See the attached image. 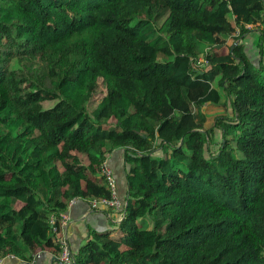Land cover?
<instances>
[{
	"label": "trees",
	"instance_id": "obj_1",
	"mask_svg": "<svg viewBox=\"0 0 264 264\" xmlns=\"http://www.w3.org/2000/svg\"><path fill=\"white\" fill-rule=\"evenodd\" d=\"M0 11V258L33 264L51 216L109 198L121 151L122 216L70 264H264L262 0Z\"/></svg>",
	"mask_w": 264,
	"mask_h": 264
},
{
	"label": "crops",
	"instance_id": "obj_2",
	"mask_svg": "<svg viewBox=\"0 0 264 264\" xmlns=\"http://www.w3.org/2000/svg\"><path fill=\"white\" fill-rule=\"evenodd\" d=\"M264 3V0H262ZM262 28V27H261ZM257 33H253L246 40V52L256 54L255 38ZM231 40L226 42L229 45ZM106 163L112 170L116 185H119L118 197L123 198V191L125 190V167L123 164L122 152H115ZM118 191V190H117ZM121 191V192H120ZM121 196V198H120ZM89 200L77 199L71 206H67L66 214L68 215L69 222L65 227V234L71 244L73 252H77L92 237L93 233H101L111 229L114 221V215L111 211H93L89 208ZM40 258L34 264H60L58 261V251L56 249L55 241L53 240L49 247L44 251H38ZM36 253L33 255V258ZM2 264H28L16 257L10 259L5 258Z\"/></svg>",
	"mask_w": 264,
	"mask_h": 264
},
{
	"label": "built area",
	"instance_id": "obj_3",
	"mask_svg": "<svg viewBox=\"0 0 264 264\" xmlns=\"http://www.w3.org/2000/svg\"><path fill=\"white\" fill-rule=\"evenodd\" d=\"M202 62V60H200ZM100 176H102L106 182V186L110 192L109 198L91 199L88 201L89 208L93 211H111L114 215V221H118L123 212V203L118 197L117 185L112 170L107 165L106 161L100 167ZM77 199H73L68 202V206L75 203ZM68 215L60 213L57 217L51 216L49 218V224L51 225L53 240L56 244L58 251V261L60 264L71 263V244L65 234V227L68 225ZM5 258H14L13 256L1 257L0 264L4 262ZM40 258V254L34 256L32 263L34 264Z\"/></svg>",
	"mask_w": 264,
	"mask_h": 264
},
{
	"label": "rangeland",
	"instance_id": "obj_4",
	"mask_svg": "<svg viewBox=\"0 0 264 264\" xmlns=\"http://www.w3.org/2000/svg\"><path fill=\"white\" fill-rule=\"evenodd\" d=\"M0 16H3V14H2V12L0 11ZM112 236H115V233H113V235Z\"/></svg>",
	"mask_w": 264,
	"mask_h": 264
}]
</instances>
